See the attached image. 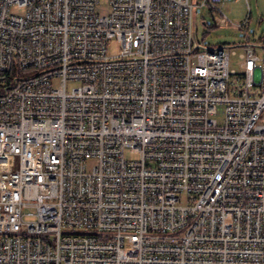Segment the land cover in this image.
I'll return each instance as SVG.
<instances>
[{"label": "built area", "instance_id": "built-area-1", "mask_svg": "<svg viewBox=\"0 0 264 264\" xmlns=\"http://www.w3.org/2000/svg\"><path fill=\"white\" fill-rule=\"evenodd\" d=\"M223 1L0 0V264H264V36L202 45Z\"/></svg>", "mask_w": 264, "mask_h": 264}, {"label": "rangeland", "instance_id": "rangeland-1", "mask_svg": "<svg viewBox=\"0 0 264 264\" xmlns=\"http://www.w3.org/2000/svg\"><path fill=\"white\" fill-rule=\"evenodd\" d=\"M221 8L228 18L217 23V14L207 4H198L195 8V31L202 45L227 44L235 49L230 53L229 66L237 72L241 70L239 56L243 42H256L264 36V0H224ZM106 2L102 0L101 11H105ZM205 21V22H203ZM258 52L262 49L258 48ZM18 76L30 75L35 70H14ZM126 156H133L130 152Z\"/></svg>", "mask_w": 264, "mask_h": 264}, {"label": "water", "instance_id": "water-1", "mask_svg": "<svg viewBox=\"0 0 264 264\" xmlns=\"http://www.w3.org/2000/svg\"><path fill=\"white\" fill-rule=\"evenodd\" d=\"M203 22H205V21H203Z\"/></svg>", "mask_w": 264, "mask_h": 264}, {"label": "trees", "instance_id": "trees-1", "mask_svg": "<svg viewBox=\"0 0 264 264\" xmlns=\"http://www.w3.org/2000/svg\"><path fill=\"white\" fill-rule=\"evenodd\" d=\"M14 68V67H13Z\"/></svg>", "mask_w": 264, "mask_h": 264}]
</instances>
